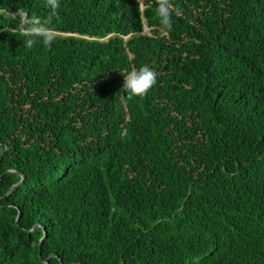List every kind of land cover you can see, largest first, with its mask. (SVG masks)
<instances>
[{
    "label": "trees",
    "instance_id": "1",
    "mask_svg": "<svg viewBox=\"0 0 264 264\" xmlns=\"http://www.w3.org/2000/svg\"><path fill=\"white\" fill-rule=\"evenodd\" d=\"M157 3L0 0V264H264V0Z\"/></svg>",
    "mask_w": 264,
    "mask_h": 264
},
{
    "label": "clouds",
    "instance_id": "2",
    "mask_svg": "<svg viewBox=\"0 0 264 264\" xmlns=\"http://www.w3.org/2000/svg\"><path fill=\"white\" fill-rule=\"evenodd\" d=\"M45 3L53 13H56L61 6V0H45ZM156 15L165 33L172 28L173 11L170 0H158ZM23 23L25 25L23 43L26 48L31 49L37 44L50 47L55 43L56 29L52 26L51 20L33 16L26 18ZM123 77L122 87L132 97H144L157 83V72L147 65L129 71Z\"/></svg>",
    "mask_w": 264,
    "mask_h": 264
},
{
    "label": "water",
    "instance_id": "3",
    "mask_svg": "<svg viewBox=\"0 0 264 264\" xmlns=\"http://www.w3.org/2000/svg\"><path fill=\"white\" fill-rule=\"evenodd\" d=\"M21 177H22V180H21L18 184L12 186L11 189H10L9 191H12V190L15 189L16 187L22 185V183H23V181H24V178H23V176H21ZM43 229H44V228H43ZM44 232H45V229H44ZM44 236H45V233H44ZM43 238H44V237H43ZM43 238H42V239H43Z\"/></svg>",
    "mask_w": 264,
    "mask_h": 264
}]
</instances>
